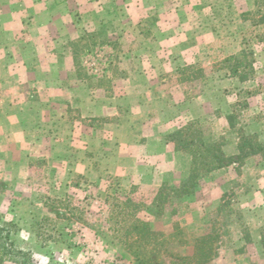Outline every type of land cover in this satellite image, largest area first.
<instances>
[{
  "label": "rangeland",
  "instance_id": "374dc122",
  "mask_svg": "<svg viewBox=\"0 0 264 264\" xmlns=\"http://www.w3.org/2000/svg\"><path fill=\"white\" fill-rule=\"evenodd\" d=\"M173 3L165 9L157 5L155 13L175 8ZM179 12L186 16L190 47H199L203 59L178 74L163 75L164 85L156 87L168 93L180 82L188 88V100L203 96L204 117L184 118L172 137L180 147L188 144L182 148L191 157L188 175L175 173L149 195L139 187L134 194L128 184L102 173L101 180L80 175L70 182L53 181L39 161H33L25 184L9 181L2 171L0 228L9 238L1 237L0 247L11 255L0 249V264H264V193L258 194L264 191V152L238 155L240 145L246 153L248 144L264 145V25L255 23L253 0H184ZM125 28L115 19L88 29L78 26V32L88 30L99 41L107 36L118 44L114 34ZM128 35L119 46L135 49L144 43ZM134 52L126 60L140 59L142 53ZM106 54V48L91 49L82 55L84 67L103 75ZM126 63L119 65L122 70H129ZM119 68L108 71L116 80ZM180 111L169 114L176 117ZM95 121L99 129L103 122ZM192 152L199 168L221 155L226 166L217 174L211 173L218 169L201 175L199 169L190 182ZM216 178L221 195L215 193ZM118 184L139 207L132 218L122 219L113 211L118 200H107ZM137 220L146 222L150 233L125 237L112 232L117 224L129 227Z\"/></svg>",
  "mask_w": 264,
  "mask_h": 264
},
{
  "label": "crops",
  "instance_id": "0c3cea01",
  "mask_svg": "<svg viewBox=\"0 0 264 264\" xmlns=\"http://www.w3.org/2000/svg\"><path fill=\"white\" fill-rule=\"evenodd\" d=\"M175 1V8L155 13L173 0H0V172L9 181L25 184L33 161L48 167L53 181L80 175L101 180L102 173L134 194L141 188L155 195L175 173L188 175L191 157L172 137L184 118L204 117L203 96L188 100L180 82L168 93L156 87L164 85L163 75L203 59L201 49L188 43L186 16L179 12L184 0ZM115 19L128 26L114 34L118 48H100L117 55L111 68L121 71L126 61L130 66L120 80L106 70L108 93L77 75L76 61L84 66L82 55L93 48L76 56L71 46L90 36L78 26ZM129 33L144 43L119 46ZM136 50L140 59L126 60ZM175 108L181 110L176 117L169 114ZM214 182L221 195L219 179Z\"/></svg>",
  "mask_w": 264,
  "mask_h": 264
},
{
  "label": "trees",
  "instance_id": "16d2710c",
  "mask_svg": "<svg viewBox=\"0 0 264 264\" xmlns=\"http://www.w3.org/2000/svg\"><path fill=\"white\" fill-rule=\"evenodd\" d=\"M253 5L255 6V12L252 13L253 16L255 18H257V21L255 23L257 24H262L264 25V0H253ZM90 36L84 38V37H80V39H77L76 43H73V45L71 46L72 48H74V54L77 56L80 52V50L85 51V50H90V47L95 48V47H100V46H113V48H117L116 47V43H113L112 41L109 40L108 37H104L102 38V40H98V35L94 34V33H89ZM111 55H114V57ZM109 58H112V60H110ZM117 59V55L113 54L112 52H110V54H106V58L104 60L101 61V63L105 66L104 70H113L114 68L116 69V67H112V61L114 59ZM76 68H77V75L80 79H82L83 81L87 82L88 87L92 86L94 89L96 88H103V83L102 82H107V85L104 89L106 91H108V93L112 92V84L110 82L109 79H105L106 74L104 75H96L93 73H90L89 71H87V69L82 66V64L80 63V61H76ZM106 72V71H105ZM123 77L126 76L125 74H122ZM109 83V86H108ZM109 88H108V87ZM188 144H185V146H187ZM246 145V144H245ZM185 146L180 147L179 149L182 148H186ZM246 148H248V150L250 151V153H246L245 151L247 149H245V146L242 147L241 145L239 146L238 150V155L239 154H243L242 157H246L247 155H251V154H257V153H261L264 152V145L262 144H257L255 146H249L246 145ZM192 173L189 177V181L192 182L193 179L198 176V172L199 169L202 170V174L201 175H205L209 172H211L212 170H216V169H220L223 168L224 166H226L225 163V159L223 158V156L221 155L216 157H212V159H215L214 161L210 160L207 161L206 163L204 162L202 164V167L199 168V166H196V158L194 152H192ZM234 162V161H233ZM128 194L130 193H126L120 190L119 186L116 185L114 191L112 192V194L108 195L107 200L109 201L110 199H112L113 201L116 200H121V203L117 201V204H114L113 207L115 208L113 211L116 212L118 214V216H120L122 219H128V218H132L133 216H135V214L138 212L139 207L137 205H135L136 203H134L132 201L131 198L128 197ZM112 206V205H111ZM43 222V221H41ZM117 223V222H115ZM138 224H134L132 226L129 227H125L122 225H116L115 228L112 229V232L118 234V235H122L124 234L125 237L129 236L131 237L133 234H137L139 235V233H142L146 235L148 232L150 233V227L146 222H141L140 220H137ZM4 237V239L7 241L9 238V232L6 231L5 229L0 228V238ZM50 237V236H48ZM125 244V242H124ZM9 246V245H8ZM10 249L11 247H13V245L9 246ZM0 249H2L3 253L5 255H11V250H7L6 247L3 245L0 247ZM25 263V262H24Z\"/></svg>",
  "mask_w": 264,
  "mask_h": 264
}]
</instances>
